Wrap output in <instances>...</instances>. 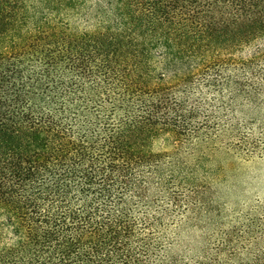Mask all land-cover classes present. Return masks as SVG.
<instances>
[{
	"label": "trees",
	"instance_id": "16d2710c",
	"mask_svg": "<svg viewBox=\"0 0 264 264\" xmlns=\"http://www.w3.org/2000/svg\"><path fill=\"white\" fill-rule=\"evenodd\" d=\"M257 154L264 0H0V264H264Z\"/></svg>",
	"mask_w": 264,
	"mask_h": 264
},
{
	"label": "rangeland",
	"instance_id": "374dc122",
	"mask_svg": "<svg viewBox=\"0 0 264 264\" xmlns=\"http://www.w3.org/2000/svg\"><path fill=\"white\" fill-rule=\"evenodd\" d=\"M229 162L233 168L217 187L221 200L226 202L222 222L225 226L242 222L247 214L264 218V154L233 156Z\"/></svg>",
	"mask_w": 264,
	"mask_h": 264
}]
</instances>
